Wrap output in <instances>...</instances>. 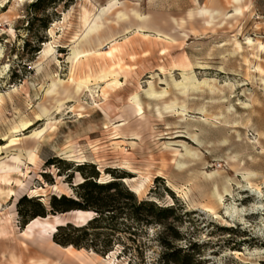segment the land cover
<instances>
[{"label":"rangeland","instance_id":"1","mask_svg":"<svg viewBox=\"0 0 264 264\" xmlns=\"http://www.w3.org/2000/svg\"><path fill=\"white\" fill-rule=\"evenodd\" d=\"M33 1L0 0V264H165V243L194 244L201 264H264V0H64L38 14ZM84 163L175 214H121L112 235L98 229L105 254L91 236L57 243L60 224L92 216L50 211L53 195L77 197ZM24 196L57 214L28 235Z\"/></svg>","mask_w":264,"mask_h":264},{"label":"trees","instance_id":"2","mask_svg":"<svg viewBox=\"0 0 264 264\" xmlns=\"http://www.w3.org/2000/svg\"><path fill=\"white\" fill-rule=\"evenodd\" d=\"M60 1L64 0H35L31 3V8L38 14ZM42 19L36 16L29 20L30 28L34 26L35 21ZM34 49L35 51L39 50L37 47H34ZM87 166L92 168L90 174H87L84 170ZM78 170L84 175L85 180L77 185V197L65 194L53 195L50 200V211L53 213L59 212L57 213L59 215L75 211L93 212L95 216L83 225H76L72 222L59 225L53 236L55 241L63 246L82 248L84 247L82 240L89 239L91 236L93 238H91L90 246L97 252L105 254L111 251L112 247L107 244L104 245V249L96 247L95 241H98V238L103 235V232L98 229H103V231H107L108 234L112 235L111 232L116 230L114 221L121 214H127L132 219L143 222L147 226L162 223L175 214L173 207L162 206L149 199L138 200L134 191L125 183H119L118 178L127 179L125 175L115 176L116 179L102 183L97 180L99 172L96 170L95 165L80 164ZM19 204L24 206L20 211L21 215L26 218L30 217L25 221V227L34 219L57 215H47L46 207L36 197L24 196ZM91 229L93 231L90 232ZM174 237H180L176 230ZM165 246L167 250L162 258L165 264H201L195 254L190 252V250L195 249L194 244L189 247V250L175 248V245L171 243H165Z\"/></svg>","mask_w":264,"mask_h":264},{"label":"bare ground","instance_id":"3","mask_svg":"<svg viewBox=\"0 0 264 264\" xmlns=\"http://www.w3.org/2000/svg\"><path fill=\"white\" fill-rule=\"evenodd\" d=\"M87 23V22H86ZM96 28V26H94L92 29H91V31H94V29ZM86 57V56H85ZM113 75V74H112ZM114 78V77H113ZM113 80V79H112ZM82 88H89V87H87V86H83V85H81V84H79L78 85V87H77V90H79V89H82ZM148 94L150 95V96H154L155 95V93L154 92H148ZM133 99V102L136 104V105H141V103H140V101H139V99H138V96H135V97H133L132 98ZM40 115V114H39ZM37 118V117H36ZM15 174V172H14V170L13 169H9V171L7 172V175H6V177H12L13 175ZM5 177V178H6ZM219 198H221V196L219 195L218 196ZM1 203H0V209H1ZM87 213V212H86ZM79 214H83L82 212H79ZM39 219V218H38ZM38 219H34V220H32L31 222H30V225L28 226V230H27V232H26V235H28V234H32V229H33V227L37 224V222H38ZM48 232V231H47ZM42 253H43V251H42ZM44 254V253H43ZM12 258H13V260H14V263L13 264H19L20 263V260H21V256L20 255H15L14 253H12ZM48 260H51V262L50 263H48ZM62 260H63V258L62 257H58V258H51V257H46L45 255L44 256H42L41 257V260H39L38 262L40 263V264H62L61 262H62ZM25 261V260H24Z\"/></svg>","mask_w":264,"mask_h":264},{"label":"crops","instance_id":"4","mask_svg":"<svg viewBox=\"0 0 264 264\" xmlns=\"http://www.w3.org/2000/svg\"><path fill=\"white\" fill-rule=\"evenodd\" d=\"M79 212H82L84 215H92L91 217H89L83 224L87 223L90 219H92L95 214L93 212H83V211H75V212H69V213H66V214H61V215H68V214H72V213H76V214H79ZM43 219V218H42ZM73 223V222H72ZM75 224V223H74ZM82 224V225H83ZM60 225H64V224H60ZM28 226V225H27Z\"/></svg>","mask_w":264,"mask_h":264}]
</instances>
